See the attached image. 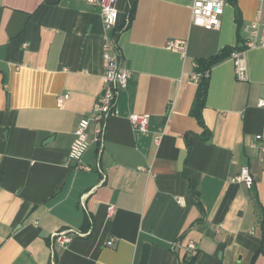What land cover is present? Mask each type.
Returning a JSON list of instances; mask_svg holds the SVG:
<instances>
[{
	"label": "crops",
	"instance_id": "0c3cea01",
	"mask_svg": "<svg viewBox=\"0 0 264 264\" xmlns=\"http://www.w3.org/2000/svg\"><path fill=\"white\" fill-rule=\"evenodd\" d=\"M193 3L117 1L114 34L132 74L83 170L70 150L103 91L100 6L0 0V264H264V46L247 50L246 80L231 57L212 67L204 124L192 79L200 60L243 48L262 2L227 0L219 29L193 23ZM171 38L186 39V53L168 49ZM131 113L148 114L149 130ZM244 166L252 187L233 180ZM69 228L91 232L52 248L50 233Z\"/></svg>",
	"mask_w": 264,
	"mask_h": 264
},
{
	"label": "built area",
	"instance_id": "2783aa9c",
	"mask_svg": "<svg viewBox=\"0 0 264 264\" xmlns=\"http://www.w3.org/2000/svg\"><path fill=\"white\" fill-rule=\"evenodd\" d=\"M93 4L100 6L101 15L105 28V45H104V71H103V91L93 106V115L91 117L82 118L79 121L75 131V141L70 150V157L80 160L79 169L92 170V167L82 162V156L92 143H96L100 147V154L103 151L106 142V132L110 117L117 112V102L119 94L126 89L131 78V71L127 69L121 60L119 46L114 34L117 24L118 10L116 3L118 0H88ZM262 4L259 6L255 19L243 26L246 34L243 48L234 50L230 57L235 63V73L238 80H246L248 75L247 50L258 46H264V0H260ZM227 0H194L192 7V21L196 25H200L207 29H219L222 23ZM129 23V20H128ZM111 32V33H110ZM188 42L186 39L171 38L167 42V48L173 51L186 53ZM197 67L198 64L196 63ZM210 71L205 72V76H209ZM202 73L194 72L192 79L199 82ZM68 97L63 94L58 98L61 105ZM259 106L264 107V98L259 100ZM129 119L135 129L149 130V115L141 113H131ZM93 130L91 131V126ZM263 138L261 134L256 136L257 141ZM159 142V136L155 138ZM264 151V144L261 145ZM97 171L102 175V181L107 178V169L102 166L99 161ZM233 180L245 183L248 187L254 184V176L251 174L248 166H244L239 174L233 177ZM85 207V201H82ZM116 206L111 204L108 207L109 216H113ZM37 223V222H35ZM91 229L84 231L80 228H69L64 230H56L50 233V241L52 248L56 245L68 247L75 237H84L90 234ZM114 238L108 241L113 243ZM177 243H174L175 247ZM189 255L198 254V246L195 242H189L184 246ZM52 264H56L52 260Z\"/></svg>",
	"mask_w": 264,
	"mask_h": 264
},
{
	"label": "trees",
	"instance_id": "16d2710c",
	"mask_svg": "<svg viewBox=\"0 0 264 264\" xmlns=\"http://www.w3.org/2000/svg\"><path fill=\"white\" fill-rule=\"evenodd\" d=\"M239 48H231L230 46L225 47L222 49L219 53L206 58L202 59L198 63V72L202 73V77L199 81V86L197 90V95L194 103V113L196 114L197 118L199 119L200 123H203V117H202V108L205 105L206 102V96L208 92L209 87V76H205L206 71H211L212 67L216 65L217 63L223 61L224 59L230 57L231 53Z\"/></svg>",
	"mask_w": 264,
	"mask_h": 264
}]
</instances>
